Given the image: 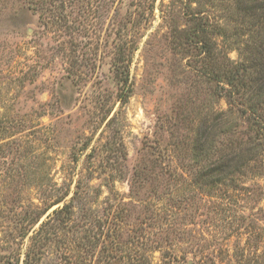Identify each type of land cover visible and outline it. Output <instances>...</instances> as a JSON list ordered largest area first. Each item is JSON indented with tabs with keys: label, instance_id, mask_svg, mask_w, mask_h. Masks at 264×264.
<instances>
[{
	"label": "rangeland",
	"instance_id": "rangeland-1",
	"mask_svg": "<svg viewBox=\"0 0 264 264\" xmlns=\"http://www.w3.org/2000/svg\"><path fill=\"white\" fill-rule=\"evenodd\" d=\"M263 25L264 0H0V264H264V122L221 77Z\"/></svg>",
	"mask_w": 264,
	"mask_h": 264
},
{
	"label": "trees",
	"instance_id": "trees-1",
	"mask_svg": "<svg viewBox=\"0 0 264 264\" xmlns=\"http://www.w3.org/2000/svg\"><path fill=\"white\" fill-rule=\"evenodd\" d=\"M252 16L254 15H248ZM259 33L264 37V32ZM233 67L227 63L221 73L222 79L225 80L224 84L227 85L224 95L247 113L251 126L256 127L258 132V129L263 127L261 122H264L260 113H257L260 104L264 103V46L258 51L257 56L253 55L248 62H239Z\"/></svg>",
	"mask_w": 264,
	"mask_h": 264
}]
</instances>
